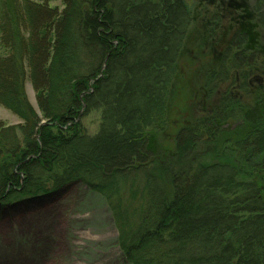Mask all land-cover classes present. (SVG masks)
I'll return each instance as SVG.
<instances>
[{"label": "trees", "instance_id": "trees-1", "mask_svg": "<svg viewBox=\"0 0 264 264\" xmlns=\"http://www.w3.org/2000/svg\"><path fill=\"white\" fill-rule=\"evenodd\" d=\"M63 5L0 0V105L21 121L0 122V213L80 182L105 199L126 264H264V0L208 51L184 0ZM235 77L249 100L212 101Z\"/></svg>", "mask_w": 264, "mask_h": 264}, {"label": "rangeland", "instance_id": "rangeland-1", "mask_svg": "<svg viewBox=\"0 0 264 264\" xmlns=\"http://www.w3.org/2000/svg\"><path fill=\"white\" fill-rule=\"evenodd\" d=\"M33 1L44 3L59 12L64 8L63 0ZM184 1L194 18L189 32L190 42L206 39L205 51L220 38L224 48L237 29L254 20L252 9L255 0ZM214 21L217 22L216 26L211 25ZM211 30L214 31L213 36L207 38ZM261 33L264 38V31ZM261 80L260 75L253 78L250 89L260 85ZM238 86L237 77L234 82L228 80L221 83L212 101H218L227 91L244 102L248 101L250 96L242 93ZM183 87L178 85L171 92L175 106L182 105L187 97ZM25 92L38 113L36 92L30 81L25 82ZM101 120L100 109L83 111L79 119L82 132L94 135ZM0 122L8 126L21 124L14 114L1 105ZM224 158L225 163H232L234 156L227 153ZM24 210L22 213H0V264H126L121 258L117 245L118 233L105 199L84 184L77 182L69 185L57 198L35 204L30 209L24 207Z\"/></svg>", "mask_w": 264, "mask_h": 264}]
</instances>
